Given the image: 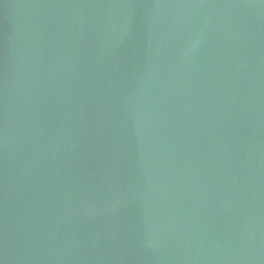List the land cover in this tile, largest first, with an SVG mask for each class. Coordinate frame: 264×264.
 <instances>
[{"label": "water", "instance_id": "obj_1", "mask_svg": "<svg viewBox=\"0 0 264 264\" xmlns=\"http://www.w3.org/2000/svg\"><path fill=\"white\" fill-rule=\"evenodd\" d=\"M0 264H264V0H0Z\"/></svg>", "mask_w": 264, "mask_h": 264}]
</instances>
